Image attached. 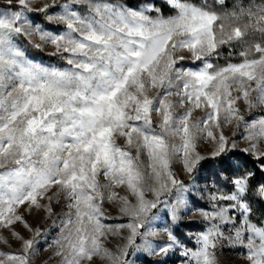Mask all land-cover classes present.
Listing matches in <instances>:
<instances>
[{"label": "snow or ice", "instance_id": "obj_1", "mask_svg": "<svg viewBox=\"0 0 264 264\" xmlns=\"http://www.w3.org/2000/svg\"><path fill=\"white\" fill-rule=\"evenodd\" d=\"M157 2L5 0L0 228L19 248L0 250V264H34L40 247L52 249L57 264H136L130 256L138 254L168 264L177 250L184 264H218L225 245L244 249L247 264H264V220L256 216L264 206V114L246 121L240 106L264 110V0H160L167 15ZM21 38L37 50L51 46L49 55L69 67L28 59ZM222 56L224 65L213 62ZM241 124L243 148L224 131ZM200 142L211 145L207 156ZM205 161L211 183L201 189L194 181ZM193 188L206 207L190 202ZM61 196L68 211L53 222L59 233L48 243L21 208L47 218ZM106 201L126 222H104ZM161 211L173 224L200 216L203 230L189 234L194 247L172 227L155 226ZM109 237L122 243L110 248Z\"/></svg>", "mask_w": 264, "mask_h": 264}, {"label": "rangeland", "instance_id": "obj_2", "mask_svg": "<svg viewBox=\"0 0 264 264\" xmlns=\"http://www.w3.org/2000/svg\"><path fill=\"white\" fill-rule=\"evenodd\" d=\"M0 1L3 2V4H0V9H3L5 7V0H0ZM39 2L40 0H37V3ZM41 22H42V18H41ZM49 30H54V28H49ZM36 42H39L38 39ZM21 44L26 52V56L28 57V59L32 60L35 63L42 64L45 67H53L59 69H65L69 67V65H67L66 62L60 57H56L55 59L52 60L42 59L39 56L32 53L31 51H29L28 48L22 42V40H21ZM53 50L54 49L51 46H47L44 48L43 51L47 53H51ZM183 63L186 66H193L189 61H185ZM240 106H241V112L243 114H247L248 112L246 111V108L242 102ZM178 111L181 110L178 109ZM260 114H264V110H259L256 113H252L250 114L249 117L245 116V120L250 121L251 119L256 118ZM200 115H202V112L200 110H197L194 113V116L196 117ZM224 131H225V135L229 136L230 138H234L236 140L238 147L243 148L247 146L246 141H244L243 139V134H244L243 124H241L239 128L235 127L234 125L227 126L225 127ZM233 133H235V136H233ZM117 143L123 146L124 144L123 138H118ZM210 148H211L210 144L206 142H200L198 144L197 150L202 155L207 156ZM141 159L146 162V157H144L143 155L141 156ZM210 166L211 163H208L206 165L202 164L201 171L195 174L196 179L194 181V184L201 189L204 188L205 185L211 183V181L203 179V176L207 173V170L210 168ZM173 170L178 174V177L180 179H183L186 182L189 181L188 174L182 171L181 163L174 162ZM99 179L101 183L106 182L102 174L99 177ZM115 190L119 192L120 195L127 194L124 188H116ZM53 191H55V189H53ZM195 191L196 189L193 188V195L190 196V202H192L195 207H206L207 206L206 200H202L198 196H195ZM149 198H151L150 194H149ZM129 199H133V198L129 197ZM63 204H64V198L63 196H61L60 203L53 205L54 215L47 216V218H45L46 214L43 210H39V211L33 210L31 213H29L25 211V209L22 207L21 212L24 213L25 219L29 222V224L32 225L33 228H39L41 232L44 233V237H42V239H46L48 243H51L53 238H55L59 233V227L58 226L53 227V222L55 221L56 224L59 225L60 220L58 217H61L63 213L68 211L67 208L63 207ZM104 209L106 216V219L104 220L105 223L118 224V223L126 222L125 220L119 218V208L117 204L106 201L104 203ZM159 215H160V219H158L155 222V226L157 228H163L166 225L172 227L173 230L177 233V235L181 238V240L187 245V247L190 248L194 247V241L189 239V234H192L194 236L195 233L202 231L205 226L204 222L201 220L198 214L188 213L187 215L183 216L182 220L178 224H173L170 215L165 217L163 211H161ZM107 217H110L111 219H108ZM15 228L16 231H19L22 235L25 236L30 235L23 228L22 225L17 224ZM124 234L126 235V232ZM0 235H3L8 240V244L0 243V250L15 251L19 248V242L16 241L14 237H12L11 232L9 230L0 228ZM156 239L158 241L166 240V236L161 235ZM117 243H122L120 237H109L108 241H106L107 246L110 248H114ZM243 252L244 249L240 247L232 248L225 245L221 248H218L216 251L218 264H247L246 260L243 258L242 255ZM130 259H136V264H151V261L154 258L148 257L146 256V254H138L137 257L130 256ZM184 259L185 258L182 257V255H180L179 250H177V252L168 260V264H184ZM58 260L59 257H55L52 255V249L45 250L44 247H40L37 255L34 257V264H57ZM94 264H102V262L99 260H95Z\"/></svg>", "mask_w": 264, "mask_h": 264}, {"label": "trees", "instance_id": "obj_3", "mask_svg": "<svg viewBox=\"0 0 264 264\" xmlns=\"http://www.w3.org/2000/svg\"><path fill=\"white\" fill-rule=\"evenodd\" d=\"M137 0H129V3H136ZM142 2V0H141ZM194 3H202L203 0H193ZM207 2L209 4H211L213 2V0H207ZM0 4H3L2 1H0ZM157 6L158 7H161L162 10L165 12V14H170L169 13V10L164 7L162 5V3H160V0H158L157 2ZM22 42L24 43V45L28 48L29 51H31L32 53H34L35 55L39 56L40 58L42 59H48V60H52V59H55L56 57H59V56H52V55H49V53L45 52V51H41V50H37L35 48H33L30 44L27 43L26 40H23V38H21ZM227 49H224L223 52H224V56L227 55ZM224 56H222L219 60H214V63H216L217 65H224L226 63V60L224 59ZM232 62H238V58L237 57H233L232 58ZM244 116L246 117H249L250 114L247 113V114H244ZM208 163H211L210 161H205V162H202L203 165H206ZM261 212H264V206H262L260 208V211H258L256 213V216L259 217L260 220H264V215H261Z\"/></svg>", "mask_w": 264, "mask_h": 264}]
</instances>
